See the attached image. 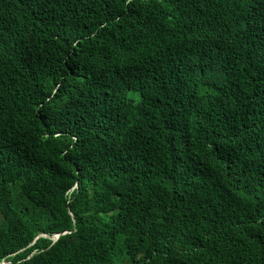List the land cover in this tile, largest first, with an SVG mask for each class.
<instances>
[{"label":"trees","instance_id":"16d2710c","mask_svg":"<svg viewBox=\"0 0 264 264\" xmlns=\"http://www.w3.org/2000/svg\"><path fill=\"white\" fill-rule=\"evenodd\" d=\"M4 263L264 264V0H0Z\"/></svg>","mask_w":264,"mask_h":264},{"label":"water","instance_id":"95a60500","mask_svg":"<svg viewBox=\"0 0 264 264\" xmlns=\"http://www.w3.org/2000/svg\"><path fill=\"white\" fill-rule=\"evenodd\" d=\"M60 235H57L56 238H55V242L59 239ZM6 264V263H4Z\"/></svg>","mask_w":264,"mask_h":264}]
</instances>
